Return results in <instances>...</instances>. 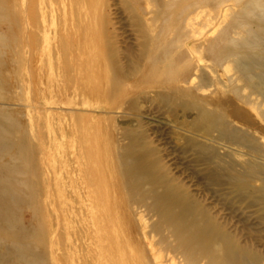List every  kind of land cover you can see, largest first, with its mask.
<instances>
[{
    "label": "bare ground",
    "instance_id": "obj_1",
    "mask_svg": "<svg viewBox=\"0 0 264 264\" xmlns=\"http://www.w3.org/2000/svg\"><path fill=\"white\" fill-rule=\"evenodd\" d=\"M20 8L0 0V264H264V0H49L63 77L35 104L4 97ZM30 107L72 121L44 150Z\"/></svg>",
    "mask_w": 264,
    "mask_h": 264
},
{
    "label": "rangeland",
    "instance_id": "obj_2",
    "mask_svg": "<svg viewBox=\"0 0 264 264\" xmlns=\"http://www.w3.org/2000/svg\"><path fill=\"white\" fill-rule=\"evenodd\" d=\"M20 3V14L22 27L15 30V38L22 48V60L20 58L13 59L12 66L16 68L20 65V74L13 72V67L8 68L7 77L16 80H23L21 85H17L19 89L6 91V98H23L31 100L30 103L35 104L44 100L43 89L48 85H55V81L61 80L62 75L57 73L53 68L61 65V60L51 62L49 59V45H59L62 42L61 34L67 30L50 29L47 26L46 7L49 0H17ZM2 31V30H0ZM7 31V30H3ZM76 31V30H71ZM56 69V68H55ZM16 84V83H15ZM1 100V99H0ZM0 105H4L0 104ZM15 107V105H12ZM24 107V106H18ZM29 107V106H28ZM27 107V108H28ZM33 112L21 114L26 119H34L33 135L34 140L41 144V150H44L43 144L47 133L58 124L72 123L68 118H54V114L47 116L38 114L35 108L30 107ZM150 119L153 117H149ZM170 127V124H167Z\"/></svg>",
    "mask_w": 264,
    "mask_h": 264
}]
</instances>
